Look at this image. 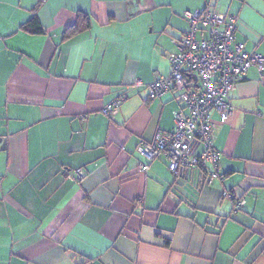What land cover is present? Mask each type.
<instances>
[{"label": "crops", "instance_id": "obj_1", "mask_svg": "<svg viewBox=\"0 0 264 264\" xmlns=\"http://www.w3.org/2000/svg\"><path fill=\"white\" fill-rule=\"evenodd\" d=\"M197 9L235 15V41L264 57V0H0V264H264V74L234 85L227 121L211 113L212 184L199 167L178 181L162 157L138 170L139 142L183 107L146 85L169 76ZM80 13L89 27L64 38ZM34 15L41 34L20 28Z\"/></svg>", "mask_w": 264, "mask_h": 264}, {"label": "built area", "instance_id": "obj_2", "mask_svg": "<svg viewBox=\"0 0 264 264\" xmlns=\"http://www.w3.org/2000/svg\"><path fill=\"white\" fill-rule=\"evenodd\" d=\"M189 24L187 33L173 39L176 52L168 55L171 67L169 76L154 72L153 80L146 85L147 98H156L174 91L183 107L172 112L174 127L170 133L158 130L151 141H140L137 153L144 158L138 170L146 172L154 159L162 157L169 171L178 181L187 179L193 167L205 170V184L210 185L220 177V153L212 145V132L217 123L212 121L215 112L220 122L227 121L232 113L229 93L250 68L264 74V57L255 51H246L243 42L235 41L236 16L206 9L185 12ZM198 78L197 87H190L189 74ZM135 79L134 85H141ZM126 93L122 92L102 108V113L113 119ZM85 176L81 168L67 175L79 181ZM223 197L233 202V210L244 205L230 191Z\"/></svg>", "mask_w": 264, "mask_h": 264}, {"label": "trees", "instance_id": "obj_3", "mask_svg": "<svg viewBox=\"0 0 264 264\" xmlns=\"http://www.w3.org/2000/svg\"><path fill=\"white\" fill-rule=\"evenodd\" d=\"M89 25H90L89 17L82 13L78 14L76 22L66 28L64 33V38L73 37L82 30L87 29ZM20 28L21 30L29 34H41L44 31L42 25L40 24L39 20L35 15L27 23L21 25ZM188 76H189V82L191 83L194 82L193 85L192 84L190 85V87H194V88L197 87V84L195 83L196 79L194 78V75L191 73Z\"/></svg>", "mask_w": 264, "mask_h": 264}, {"label": "water", "instance_id": "obj_4", "mask_svg": "<svg viewBox=\"0 0 264 264\" xmlns=\"http://www.w3.org/2000/svg\"><path fill=\"white\" fill-rule=\"evenodd\" d=\"M5 147V141L0 138V149Z\"/></svg>", "mask_w": 264, "mask_h": 264}]
</instances>
